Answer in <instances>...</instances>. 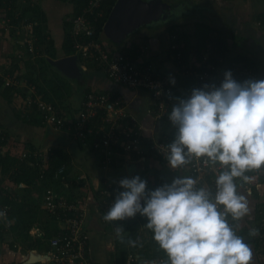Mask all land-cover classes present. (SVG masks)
<instances>
[{"label":"crops","instance_id":"obj_1","mask_svg":"<svg viewBox=\"0 0 264 264\" xmlns=\"http://www.w3.org/2000/svg\"><path fill=\"white\" fill-rule=\"evenodd\" d=\"M177 2V0H170ZM185 3L182 10L174 20L168 23L158 24L150 29L139 30L134 36L128 37L124 42L118 44V50L122 48L136 47L135 53L127 55L138 66L151 65L149 61L155 64L154 61L160 63L161 74L172 77L175 86H179V93L176 94L178 102L185 99L191 93V88L184 82L183 79L176 74V62L169 53V45L171 40V31L169 27L176 26L177 32H184L188 36L191 53L188 59L195 61V53L199 47L197 36H195L196 26L200 23L210 27L214 34H217L224 43V60L225 63L234 58L241 57L251 61L260 77H264V27H258L257 22L264 19V0H180L178 3ZM76 11L74 0H2L0 1V19L10 18L22 21H36L37 26L42 25L44 34L52 43V48L48 51L55 55L54 59H49V67L45 69V77H40L42 87L45 89L49 98L55 106L63 112L67 123H70L75 118L81 103L86 93L88 92H108L112 95L122 96L132 104L136 103L137 108L134 109L132 104L129 105V111L136 115L145 129L146 136L152 132H157V125L152 116L147 111L151 108V101L148 94L144 91H132L123 86L117 85L110 81L105 72L92 64H86L77 59L76 67L80 74L78 79H72L66 75L63 69L58 68L57 63L67 57H76L75 55H66L64 52V40L68 33L69 21L73 18ZM110 14V13H109ZM38 15H42V22L38 19ZM220 19V20H219ZM216 21L217 24H216ZM194 28L192 29V25ZM203 26V25H202ZM104 28V27H103ZM36 33V29H35ZM174 34V33H172ZM15 32L10 31L5 34L0 30V67L12 62L16 65L15 73L17 79L23 84H29L25 79L27 75V67L24 62H19L15 59L16 47L14 45ZM99 39L108 48L113 44L106 42L109 39L104 34L102 29L99 34ZM110 40V39H109ZM180 42V41H179ZM178 42V43H179ZM117 45V44H116ZM183 47V43H179ZM38 50V49H37ZM41 54H48L47 50L41 49ZM52 61V64H51ZM152 66V65H151ZM35 75L40 76L42 66L33 64ZM154 68V67H153ZM157 69V68H156ZM36 70H39L36 72ZM52 75H48L50 73ZM258 75V74H257ZM67 77V78H66ZM44 78V81L41 79ZM68 79L70 85L64 80ZM264 79V78H263ZM64 82L68 87L65 97L60 96L56 91L52 82ZM56 83V82H55ZM36 86V85H35ZM72 86L73 88H71ZM2 90V89H0ZM23 91H25L22 88ZM71 92V93H69ZM185 93L184 96L182 93ZM22 94V93H21ZM22 98V95H19ZM19 96L13 97L12 102L6 104L5 100L0 95V126L8 133L15 146V151L19 152L34 149H61L70 157V164L66 166L64 178L51 185L63 197L72 200L76 198L90 197L91 203L88 215L84 223V231L88 237V255L92 264H124V261L116 257L115 241L117 229L124 227H135L134 222L137 214L132 218H125L121 221L106 222L103 217L105 214L100 213V208L96 207L95 199L97 198L98 190L109 187L110 190L116 193V196L123 190H119V181L123 178H133L139 176L142 180L145 177H151L164 183L171 185L176 179L183 178V171L178 168H171L168 160L159 161L152 157L140 158L135 153L126 155L118 152L113 165L103 166L102 155L95 152L92 143L80 144L69 137V131L54 132L50 127L29 124L27 119L23 117V109L21 103L17 99ZM23 99V98H22ZM47 101V100H46ZM14 102V103H13ZM164 126V125H162ZM151 129V130H149ZM2 151H6L5 149ZM249 176V172H245L244 176ZM249 178V177H248ZM87 182V185L84 183ZM234 183L237 185L238 195L245 197L249 213L236 220V235L239 236L244 229L252 230L255 225V210L259 204L264 206V170L260 172V187L255 188L256 182L241 178H236ZM0 185H8L9 190L7 195L16 204V208L20 206H28L35 203V209L40 214L37 221L28 230L26 236L20 234L19 229L16 230L15 221L10 216L11 206L8 214L10 228H7L0 221V264H44L47 259H40L38 256L46 255L49 247L46 245L45 229L47 232H55L58 225L53 220H50L42 207L41 190L42 183L35 181L31 187L19 183L14 184L5 174L0 172ZM248 188L250 193L248 192ZM40 189V190H39ZM2 193L0 194V198ZM0 205H7L2 204ZM19 209V208H18ZM31 208L30 210H32ZM20 211V210H19ZM29 218L30 212L26 215ZM14 226V227H13ZM139 227H145L140 224ZM252 228V229H251ZM130 232H123L124 235ZM27 237V238H26ZM149 236L144 228L137 231L134 240L128 245L140 244L142 249L148 245ZM252 252L250 264H264L263 258L256 253L254 241L247 244ZM38 255V256H37ZM138 264H143L144 260L139 259Z\"/></svg>","mask_w":264,"mask_h":264},{"label":"built area","instance_id":"obj_2","mask_svg":"<svg viewBox=\"0 0 264 264\" xmlns=\"http://www.w3.org/2000/svg\"><path fill=\"white\" fill-rule=\"evenodd\" d=\"M108 0H88L82 13L74 16L69 21L68 38L74 55L79 61L92 64L101 68L108 79L113 83L132 91H144L151 101V108L147 113L153 117L159 125L157 132L146 136L145 129L139 118L129 111L132 104L122 96L112 95L108 92H89L84 96L80 109L71 123H67L59 107L43 99L37 93V88L32 84H23L17 79L12 62L0 67V81L5 86H13L25 90V97H20L23 116L32 112L40 114L41 123L50 127L54 132L69 131L72 140L85 143L93 136V149L102 155L103 166L113 165L118 152L126 155L135 153L140 158L153 157L159 161H167L169 146L175 141L178 126L169 119L174 106L179 104L174 91V82L171 76L161 74L149 65H136L129 56L111 52L95 34L94 22L102 18L101 4ZM117 0H114L113 5ZM113 7V6H112ZM18 19H0V30L9 34L15 32L14 45L17 49L15 59L24 62L27 59H35L38 56L35 28L36 21L17 22ZM260 27L264 25V19L257 22ZM174 39V37H172ZM177 45H171V50H176ZM211 43L205 45L196 61L190 59L181 61V53H176V74L184 80L193 82V89L203 88L205 85L219 87L224 79L225 72L230 71L232 78L242 83L246 80H264L250 67L237 64L233 60L225 63L224 57H218L213 53ZM215 61V62H214ZM191 93L186 96L187 99ZM164 125V126H162ZM151 130V129H149ZM0 142L6 146L11 145V140L6 137L0 128ZM186 152V150H185ZM52 154L51 148L24 150L18 155L19 160H27L31 167H38L39 180L43 179L47 160ZM186 163L180 166L183 178L190 177L195 180L193 190L204 188L209 193V199L214 201L217 192L216 179L218 175L227 171L218 163L207 161L206 157L196 158L185 156ZM66 166L62 165L56 171L53 179L62 181ZM260 169L248 171V182H256L255 188L260 187ZM247 172V171H246ZM87 185V182L84 183ZM248 192L250 193L251 190ZM9 190L8 185H0V194ZM95 199L96 207L100 213L105 214L115 203L116 193L109 187L98 190ZM94 197V196H90ZM90 197H81L69 200L60 195L54 188H44L42 195V207L48 217L55 219L58 228L54 236L47 241L49 251L43 255L47 261L44 264H92L88 255V237L84 231V223L89 212ZM218 211L223 212V206H217ZM10 207L0 205V221L10 228L8 221ZM229 226L236 233L237 223L230 214L225 215ZM256 253L263 258L264 263V220L260 222V229L254 234ZM44 241V240H43ZM138 258L129 254L124 264H138ZM143 264H164L163 259L145 260Z\"/></svg>","mask_w":264,"mask_h":264},{"label":"clouds","instance_id":"obj_3","mask_svg":"<svg viewBox=\"0 0 264 264\" xmlns=\"http://www.w3.org/2000/svg\"><path fill=\"white\" fill-rule=\"evenodd\" d=\"M169 119L178 126L169 146L171 168L185 164L188 155L206 157L228 169L216 179L214 201L204 188L194 191L195 180L190 177L146 193L147 182L137 175L119 181L123 191L103 219L111 222L137 213L145 216L146 227L169 264H250V248L225 215L238 221L249 213L234 180H248L246 171L264 167V80L239 83L230 71L225 72L219 87L193 89L188 99L173 107Z\"/></svg>","mask_w":264,"mask_h":264},{"label":"trees","instance_id":"obj_4","mask_svg":"<svg viewBox=\"0 0 264 264\" xmlns=\"http://www.w3.org/2000/svg\"><path fill=\"white\" fill-rule=\"evenodd\" d=\"M2 1V0H0ZM75 5H76V13L75 15H79L82 13L83 8L85 7V5L87 4L88 0H74ZM114 0H108V1H104L101 4L100 10L103 13L102 18L98 19L96 22H94V28H95V34L96 37H98V35L101 33L107 19L109 16V13L112 9ZM38 19L40 20V23L42 22V15H38ZM203 25V26H202ZM259 27V26H258ZM261 27H264V25H262ZM175 28L176 26H171L169 27L171 34L175 32ZM36 35H37V41H36V47L38 49L37 53L38 56L35 59H27L25 64L27 67V75H25V79L27 80V82L29 84L32 85H36L35 87L37 88V93L39 95H41L43 97V99L45 100H50V102L53 103V101L49 98V96L47 95L45 89L42 87L40 82V77H45V69L46 67L48 68L49 59H54L55 55L53 53H50L48 50L52 48V43L51 41L48 40L47 35L44 34V30H43V26L39 24V26H37L36 28ZM184 32H177L176 31V35L175 33L172 34L171 36L174 37V42L171 43V45H179V43H183V47L179 46L176 50H170V56H172L175 59V55L176 53H181V61L182 62H187L188 60V56L191 53V48L189 45V41H188V36L186 34H182ZM66 38L64 40V52L66 55H74V51L71 47V43L70 40L68 38V34H66ZM195 36H197V43L199 45L195 56H196V60L199 58V55L201 54V52L203 51L204 47L206 44L211 43L214 47L213 53L218 56V57H223L224 56V43L221 40V38L217 35L214 34L213 30L208 26H206V24L204 23H200L196 26L195 29ZM180 41V42H179ZM179 42V43H178ZM118 46L120 45H116L115 43H113L111 45L109 49V51L111 52H119V53H123L125 55H130V53H135V50H137L136 47L132 46L129 48H125L121 46L120 51L118 50ZM47 50L48 54L42 55L41 52L42 50ZM195 60V61H196ZM234 62H236L237 64L240 65H244V66H248L251 67L252 69L256 70L255 65L245 59V58H241V57H237L233 59ZM215 62V61H214ZM39 64V66H42L40 69V76L37 75L38 73H36L35 75V70L33 67V64ZM13 68H16V65H13ZM254 71V72H255ZM259 75V73H257ZM260 76V75H259ZM44 81V78H41ZM56 82V83H55ZM52 82L56 89V91H58L60 93V96L65 97L64 94H67L68 92V87H66V84L62 81V82H58L55 81ZM185 83L188 84L190 86V88H193V82L191 80H185ZM179 86H175L174 85V91L175 94H178L179 91L178 90ZM0 95L2 96V98L5 100V102H7L8 104H10V102H12V100L14 99L13 97H16V95H22V97H25V91H23L22 89L19 88H15L13 86H5L2 84V82L0 81ZM22 93V94H21ZM89 93V92H88ZM86 93L85 96L88 94ZM184 96V92L182 93ZM13 98V99H12ZM177 99V98H176ZM185 99H187V97L185 96ZM55 105V104H54ZM58 107V105H57ZM63 115V113H62ZM26 120L27 123L29 124H35V125H39V126H43V124L41 123V116L40 114H38L37 112H32L30 113L27 117L23 116ZM71 123V122H70ZM69 123V124H70ZM1 129H3L0 126ZM4 130V129H3ZM6 137L8 139L11 140L10 136L8 135V133L4 130ZM69 137L71 138V135L69 133ZM93 136L89 137L88 140L85 143H92L93 144ZM80 143V142H78ZM85 143H80V144H85ZM15 146L14 143L11 140V145L10 146H6L5 143H1L0 142V172H2V174H5L6 176H8V178L11 180V182H13L15 185L22 183L24 185H26L27 187H31L35 181H38L39 183H42L43 186L41 185V190L43 191L44 188H48L51 187V185H53L54 183L58 182L55 181L53 179L56 171L58 170V168L62 165L68 166L70 164V157L68 156V154L66 152H64L61 149H52L51 152L52 154H50L48 160H47V164L44 170V175H43V179L39 180V169L38 167H31L28 165V161L23 159V160H19L18 159V155L19 153H21L22 151H24L26 148H23V150H20L19 152L15 151ZM2 149L6 150L5 152L2 151ZM31 150H36L34 148H28ZM153 158V157H152ZM156 159V158H154ZM157 160V159H156ZM159 160V159H158ZM250 171V170H249ZM144 180L147 182V187H146V193H150L151 191H154L155 189L164 186V183L161 181H158L157 179H152L151 177H145ZM60 182V181H59ZM40 190V189H39ZM119 190H122L121 188ZM123 191V190H122ZM7 192H5L1 198H0V203L2 204H7L9 206L12 207L11 211H10V216L12 219H14L15 221V226H16V230L19 229L20 234L26 236L28 234V230L31 228V226L34 224V222L37 221V218H39L40 214H38L37 210L35 209V203H32L31 205L28 206H20L18 208H16V204L14 203V201H12L11 199L9 200V198H7ZM144 203V201L142 200V204ZM31 208H33L32 210H30ZM20 210V211H19ZM28 211L30 212L29 218H26L24 215H22V212L27 215ZM255 216H254V220H255V225L254 228L252 230H248V229H244L241 231V234H239V236L241 238L247 237V238H251L253 241L257 242V239L255 238L253 232L255 231L256 233L259 231L260 229V222L262 220H264V206L260 207V204L257 208V210H255ZM47 215V214H46ZM48 216V215H47ZM50 220H53L54 222L55 219L50 218ZM148 223V220L145 216L137 213V217L135 219L134 222V226L135 227H124L121 229V231L119 233H121V235H117V239L115 241V250H116V257L122 261H124V259L126 258L127 255L129 254H135L138 253L139 254V259L141 260H152V259H163L164 264H169V260L168 257L166 255V253L159 247V245L154 241L153 239V232L148 229L146 227ZM140 224H143L145 227H139ZM14 227V226H13ZM130 228V232L126 235H124L123 232H127ZM140 228H144L149 236V240H148V245L142 249L139 248L140 244H135L131 247H128V245L134 240V237L137 235V231ZM46 233L45 235V242L47 245V241L50 237L54 236L57 232V229L55 230V232H47V230L45 229ZM27 238V237H26Z\"/></svg>","mask_w":264,"mask_h":264},{"label":"water","instance_id":"obj_5","mask_svg":"<svg viewBox=\"0 0 264 264\" xmlns=\"http://www.w3.org/2000/svg\"><path fill=\"white\" fill-rule=\"evenodd\" d=\"M177 2L174 3L170 0H117L110 11L103 31L112 43L121 44L128 37L134 36L139 30L150 29L158 24L174 20L179 16L183 5H187L182 1V3L178 4ZM61 61L62 64L68 65L73 70L71 73L65 71L66 75L71 78L76 77L77 73L74 74L72 72H77L75 69L77 58L67 57ZM59 62L53 64L61 68L59 67ZM132 106L134 109L137 108L136 103L132 104ZM242 239L246 245L253 241L247 237ZM38 257L42 260L46 259L44 256Z\"/></svg>","mask_w":264,"mask_h":264},{"label":"rangeland","instance_id":"obj_6","mask_svg":"<svg viewBox=\"0 0 264 264\" xmlns=\"http://www.w3.org/2000/svg\"><path fill=\"white\" fill-rule=\"evenodd\" d=\"M220 20V19H219ZM217 22L218 21H216V24H217ZM190 26H192V29L194 28V26H193V24L192 25H190ZM175 35H176V30H175ZM104 34H105V32H104ZM106 35V34H105ZM172 35V34H171ZM106 40V42H109V43H111V41L109 40V39H105ZM172 42H174V39L172 38V36H171V40H170V45H169V50H171V43ZM177 47H179V45L177 44ZM73 58V57H72ZM147 61L152 65H149L150 67H154V69L157 71V72H161L162 70H161V67H160V63H157L156 61H154L155 62V64H153L151 61H149V59H147ZM49 62H50V60H49ZM60 64V66L59 67H61V69H63V71H68V72H70L71 73V71H73V70H71L70 69V67H68V65H66V64H62V61L60 60V62H59ZM66 65V66H65ZM157 68V69H156ZM46 69H48L47 67H46ZM76 69V71L77 72H72V73H77V75H76V77H73L72 79H78L79 78V74H80V72H79V70H78V68L76 67L75 68ZM161 70V71H160ZM39 70H36V72H38ZM48 75L50 76V75H52L51 74V72L50 73H48ZM67 78V77H66ZM65 78V82L66 83H68L69 85H70V82H69V80L68 79H66ZM71 88H73L72 86H70ZM69 93H71V92H69ZM18 101H19V99H17ZM14 103V102H13ZM6 105H7V107H8V103L6 102V104H3V107H6Z\"/></svg>","mask_w":264,"mask_h":264}]
</instances>
